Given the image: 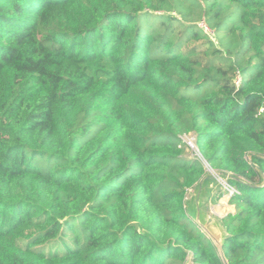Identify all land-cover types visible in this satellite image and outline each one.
Here are the masks:
<instances>
[{"label": "trees", "instance_id": "obj_1", "mask_svg": "<svg viewBox=\"0 0 264 264\" xmlns=\"http://www.w3.org/2000/svg\"><path fill=\"white\" fill-rule=\"evenodd\" d=\"M207 167L264 264V0H0V264H224Z\"/></svg>", "mask_w": 264, "mask_h": 264}, {"label": "crops", "instance_id": "obj_2", "mask_svg": "<svg viewBox=\"0 0 264 264\" xmlns=\"http://www.w3.org/2000/svg\"><path fill=\"white\" fill-rule=\"evenodd\" d=\"M209 179L210 178L208 176L206 178H203V180L200 181L198 187L194 189L195 191L193 190L191 198L190 199H188L189 197L187 198V211L195 222H197L198 220L206 221L210 217H212L213 219L215 218L211 214H209V212H207L203 207L204 205L210 204L209 196L212 194L211 192L214 187L212 183H210ZM227 201L229 202V200ZM227 206H228L227 213L235 212V210H233L235 208V207L233 208L234 205L229 204ZM221 209L222 208H219L220 211Z\"/></svg>", "mask_w": 264, "mask_h": 264}, {"label": "rangeland", "instance_id": "obj_3", "mask_svg": "<svg viewBox=\"0 0 264 264\" xmlns=\"http://www.w3.org/2000/svg\"><path fill=\"white\" fill-rule=\"evenodd\" d=\"M186 138H188V136H186ZM190 138V139H189ZM187 140V142L189 140H193V137L190 136ZM195 145V144H194ZM190 146V145H189ZM189 154H191L192 156H196L198 155V150L196 149V147H192L190 146L189 148ZM210 179V183H212V185L214 186V190L215 191H219V184L221 183L223 185L224 181H223V178L224 179H228L229 178V175L226 174V175H216L215 173H213V171L210 170L209 167H207V174H206ZM205 175V176H206ZM200 184V182L196 185V187H198V185ZM196 187L194 189H196ZM193 189V190H194ZM193 190H191L190 194H189V198H191V195L193 193ZM195 191V190H194ZM212 193V192H211ZM211 196V195H210ZM210 196H209V199H210ZM230 198V195L227 193L225 194L221 199L220 201L217 203V204H214V203H210L209 205H204L203 207L205 208V210L207 212H209V214H211L213 217H215V222L216 224H222V217H224L226 214H227V210H228V206L230 203L227 201L229 200ZM189 203V202H188ZM229 203V204H228ZM219 208H222L221 211L219 210ZM234 208V206H233ZM235 210V208L233 209Z\"/></svg>", "mask_w": 264, "mask_h": 264}, {"label": "water", "instance_id": "obj_4", "mask_svg": "<svg viewBox=\"0 0 264 264\" xmlns=\"http://www.w3.org/2000/svg\"><path fill=\"white\" fill-rule=\"evenodd\" d=\"M210 170L213 171V173H215L216 175H221V176L223 175V173L218 172L214 169L210 168ZM206 177L207 175L204 176L203 178H206ZM203 178L201 180H203ZM196 223L206 233V235L212 240L214 245L217 247L223 263L230 264L223 250L224 240L226 236V230L223 224H216V222H214V219L212 217L208 218L206 221L198 220ZM188 264H192V263L189 261Z\"/></svg>", "mask_w": 264, "mask_h": 264}, {"label": "built area", "instance_id": "obj_5", "mask_svg": "<svg viewBox=\"0 0 264 264\" xmlns=\"http://www.w3.org/2000/svg\"><path fill=\"white\" fill-rule=\"evenodd\" d=\"M201 25H202V27L205 29V31L209 32V28H208V26H207L204 22H202ZM189 137H190V136H188V138H189ZM188 138H187V139H188ZM189 139H190V138H189ZM187 143H188L190 146L194 147V146H195V145H194V138H193V140H189ZM223 181H224L223 186L225 187V189L227 190V192H228V194H229L230 196L237 192V189H236L234 186H232V185L227 181V179H224V178H223Z\"/></svg>", "mask_w": 264, "mask_h": 264}]
</instances>
